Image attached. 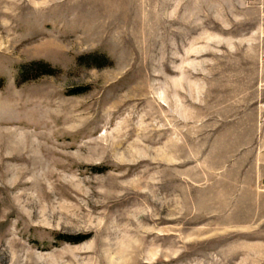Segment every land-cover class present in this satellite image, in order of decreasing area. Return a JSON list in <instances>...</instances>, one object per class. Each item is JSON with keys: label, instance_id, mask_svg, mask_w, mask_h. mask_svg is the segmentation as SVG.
<instances>
[{"label": "rangeland", "instance_id": "1", "mask_svg": "<svg viewBox=\"0 0 264 264\" xmlns=\"http://www.w3.org/2000/svg\"><path fill=\"white\" fill-rule=\"evenodd\" d=\"M263 75L264 0H0V264H264Z\"/></svg>", "mask_w": 264, "mask_h": 264}, {"label": "crops", "instance_id": "2", "mask_svg": "<svg viewBox=\"0 0 264 264\" xmlns=\"http://www.w3.org/2000/svg\"><path fill=\"white\" fill-rule=\"evenodd\" d=\"M260 87L257 104L232 123L229 166L232 187H237V202L264 196V77Z\"/></svg>", "mask_w": 264, "mask_h": 264}, {"label": "trees", "instance_id": "3", "mask_svg": "<svg viewBox=\"0 0 264 264\" xmlns=\"http://www.w3.org/2000/svg\"><path fill=\"white\" fill-rule=\"evenodd\" d=\"M97 59H98L97 57L91 58V61H93V63H94L93 65L96 67L100 66L99 64L96 63ZM21 73L23 76L28 75L30 73H34L35 75L40 76V75L52 74L53 71L45 63L30 62L29 64L23 66ZM64 239H66L67 241L72 242V243H78L81 240V238H64Z\"/></svg>", "mask_w": 264, "mask_h": 264}, {"label": "built area", "instance_id": "4", "mask_svg": "<svg viewBox=\"0 0 264 264\" xmlns=\"http://www.w3.org/2000/svg\"><path fill=\"white\" fill-rule=\"evenodd\" d=\"M261 121H264V115L261 117ZM264 145V144H263Z\"/></svg>", "mask_w": 264, "mask_h": 264}]
</instances>
